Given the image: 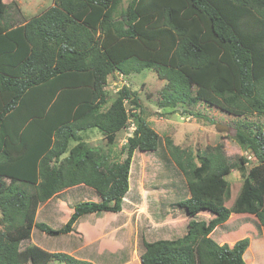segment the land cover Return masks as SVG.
Listing matches in <instances>:
<instances>
[{
    "label": "trees",
    "instance_id": "1",
    "mask_svg": "<svg viewBox=\"0 0 264 264\" xmlns=\"http://www.w3.org/2000/svg\"><path fill=\"white\" fill-rule=\"evenodd\" d=\"M120 2L55 0L17 22L0 0V264H95L22 245L35 228L68 234L87 214L121 212L136 150L156 154L168 178L159 216L190 218L181 236H143L142 264H248L249 237L221 244L212 233L233 213L254 214L264 227V129L244 122L236 130L257 161L248 169V158L230 162L224 143L195 151L164 138L137 91L124 85L111 99L106 87L115 72L150 68L165 81L160 107L204 101L237 116L264 114V0H130L116 17ZM131 118L123 161H110L81 135L98 129L113 144ZM234 168L243 183L228 207ZM87 191L99 200H76ZM59 200L74 211L54 228L39 220V207ZM202 211L211 217L199 218Z\"/></svg>",
    "mask_w": 264,
    "mask_h": 264
},
{
    "label": "rangeland",
    "instance_id": "2",
    "mask_svg": "<svg viewBox=\"0 0 264 264\" xmlns=\"http://www.w3.org/2000/svg\"><path fill=\"white\" fill-rule=\"evenodd\" d=\"M129 1L121 0L115 12L116 17H119L122 11L127 8ZM2 2L3 7L9 6V14L13 16V19L24 22L51 6L55 0H2ZM109 77L107 89L110 92H108V96L111 99L114 98L118 87L130 83L131 88L137 91L142 100L145 118L164 138L169 136L177 145L195 151L209 145L224 143L230 162H236L241 157L248 158L249 161L246 164L248 169L257 163L254 154L236 141L235 133L244 122H247L249 126L256 124L264 129V114L248 113V115L237 116L204 101H191L188 104H179L175 107H160L158 103L160 89L165 81L158 78L155 70L150 68H145L140 72L135 71L128 77L127 75L122 76L119 72H115ZM127 107L131 109V112H134L130 104L127 103ZM218 123L225 125L227 129H218ZM133 124L134 120L131 118L128 127L117 132L113 144H108L103 133L98 129L82 132L81 135L90 146L99 148L101 152L106 153L110 161H123L127 157L128 138L135 129ZM155 155L136 150L131 166L130 191L126 197L127 206L121 212L101 214V219H97L93 214H87L82 220L80 219L79 223H76L73 231L81 232L87 241H94L95 243L91 246L84 247L82 240L80 241L76 236L68 234L50 236L37 228L34 229L32 237L23 242L22 246L34 245L41 251H44L41 249L42 247L51 251H64L76 257L90 260L95 264L111 262L113 264H139L134 259L139 251L140 253L143 251V247L140 249L143 236L146 240L152 241L158 238L183 235L187 231V223L190 219L186 213L176 217L167 215L168 217L165 218H161L158 214L160 212L159 203L162 197L170 193V190L164 185L167 182L165 179L168 180V178L166 175L165 179L162 177V167ZM226 179L231 186V196L226 201V205L232 207L241 190L242 173L239 169L234 168L226 176ZM89 193L87 191L86 196L76 200L82 198L99 200L96 193L91 197L88 195ZM45 203L39 207V220L45 221L54 228L62 226L64 223L60 217L53 215V212H47L49 206L57 202ZM69 206L71 205L69 204ZM1 216L0 210V218ZM201 216L205 219L210 218L211 213L202 211L199 218ZM196 218L198 219V217ZM122 222L124 224H121ZM1 229L2 225H0ZM212 237L221 244L229 243L231 245L241 238L249 237L250 246L245 254L247 263L264 264V227L254 214L233 213L227 222L219 225L213 231ZM97 245L107 248L108 251L112 246L116 248L123 245V248L110 260L109 252L103 255L95 249ZM78 247L82 248L79 250ZM37 254L38 256L33 259L42 257L40 252ZM49 264L66 263L53 258Z\"/></svg>",
    "mask_w": 264,
    "mask_h": 264
},
{
    "label": "crops",
    "instance_id": "3",
    "mask_svg": "<svg viewBox=\"0 0 264 264\" xmlns=\"http://www.w3.org/2000/svg\"><path fill=\"white\" fill-rule=\"evenodd\" d=\"M54 4V3H53ZM52 4V5H53ZM50 7V6H49ZM48 8V7H47ZM46 8V9H47ZM45 9V10H46ZM44 11V10H43ZM42 11V12H43ZM42 12H40V13H42ZM40 13H38V14H40ZM25 14V13H24ZM38 14H35V15H33V16H36V15H38ZM32 16V17H33ZM32 17H30V18H32ZM29 18V19H30ZM29 19H27L26 21H28ZM15 21H17V20H15ZM26 21H24V22H26ZM17 22H19V21H17ZM117 73V72H116ZM134 72H132V74H133ZM121 74V73H120ZM131 74H129V75H127V77L128 76H130ZM122 76H124L123 74H122ZM110 78V77H109ZM118 78H119V76H118ZM129 79H130V77H129ZM108 81H109V79H108ZM130 88H131V85H130V83L129 84H127ZM107 88V87H106ZM121 88V87H120ZM119 87L117 88L118 90L120 89ZM132 89V88H131ZM117 90V91H118ZM133 90V89H132ZM117 91H115V92H117ZM133 91H135V89L133 90ZM133 126H135L136 127V125L135 124H133ZM134 127V128H135ZM133 128V129H134ZM54 202H57L56 204H53L52 206H49V211H47V212H53V215H57L58 217H60L61 218V220H62V223H66L67 221H68V219L70 218V216H71V214L73 213V211H74V208L73 207H71V206H69V204L67 203V202H65V201H62V200H59V201H54ZM46 204V203H45ZM66 208V209H65ZM67 208H69V209H67ZM66 210H67V212H66ZM106 214L108 213V212H105ZM112 213H115V212H112ZM91 214H93V215H95L96 217H97V219L98 218H100L101 219V217L102 216H97L95 213H91ZM170 215V214H169ZM168 215V216H169ZM167 216V217H168ZM172 216V215H171ZM84 217V216H83ZM83 217L81 218V220L83 219ZM51 219H52V217H51ZM168 219V218H167ZM169 220V219H168ZM80 221H78L77 223H79ZM121 224H124L123 222L121 223ZM75 227H76V225H75ZM104 232V231H103ZM81 232H79V233H75L74 231H71L70 233H68V235L69 236H76V237H78V239H80V241L84 244L83 246L84 247H89V246H91L93 243H95L94 241H87V240H85V236L81 233ZM81 238H80V237ZM36 245H38V244H36ZM38 246H40V245H38ZM103 246V245H102ZM40 247H42V246H40ZM79 248V250L82 248V247H78ZM77 248V249H78ZM123 248V245H121L120 247H116V248H114L113 246H112V248L108 251V249L107 248H104V247H99L98 245H97V247L95 248L96 250H98L100 253H102L103 255H105V253L106 252H109L108 253V258L111 260V257L112 256H115V255H117L119 252H120V249H122ZM42 250H44L43 252L44 253H46V255H48V256H50L54 251H51V250H47V249H45V248H41ZM70 254V253H69ZM73 255V254H72ZM53 259V258H52ZM134 260H136L139 264H142V262H141V260H140V257H139V253L137 254V256H136V258L134 259ZM134 260H131V261H134ZM131 261H129V262H131ZM109 264H113V262H111V263H109Z\"/></svg>",
    "mask_w": 264,
    "mask_h": 264
},
{
    "label": "water",
    "instance_id": "4",
    "mask_svg": "<svg viewBox=\"0 0 264 264\" xmlns=\"http://www.w3.org/2000/svg\"><path fill=\"white\" fill-rule=\"evenodd\" d=\"M217 128L218 129H227V127L225 125H222L220 123L217 124Z\"/></svg>",
    "mask_w": 264,
    "mask_h": 264
}]
</instances>
